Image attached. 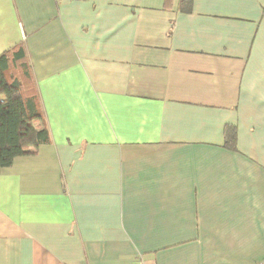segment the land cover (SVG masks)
<instances>
[{
	"label": "crops",
	"instance_id": "0c3cea01",
	"mask_svg": "<svg viewBox=\"0 0 264 264\" xmlns=\"http://www.w3.org/2000/svg\"><path fill=\"white\" fill-rule=\"evenodd\" d=\"M18 43L51 141L0 170V264H264V0H0Z\"/></svg>",
	"mask_w": 264,
	"mask_h": 264
},
{
	"label": "trees",
	"instance_id": "16d2710c",
	"mask_svg": "<svg viewBox=\"0 0 264 264\" xmlns=\"http://www.w3.org/2000/svg\"><path fill=\"white\" fill-rule=\"evenodd\" d=\"M181 4L188 8L187 2ZM50 141L26 48L15 44L0 54V170ZM235 143V127L226 125L223 145L236 149Z\"/></svg>",
	"mask_w": 264,
	"mask_h": 264
}]
</instances>
